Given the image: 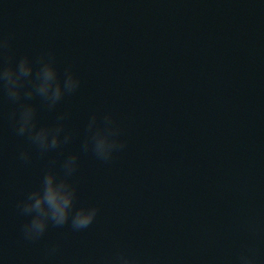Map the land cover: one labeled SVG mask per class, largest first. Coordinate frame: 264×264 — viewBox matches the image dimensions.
<instances>
[{
  "label": "water",
  "instance_id": "95a60500",
  "mask_svg": "<svg viewBox=\"0 0 264 264\" xmlns=\"http://www.w3.org/2000/svg\"><path fill=\"white\" fill-rule=\"evenodd\" d=\"M0 35V62L52 51L61 76L71 66L81 80L55 110L31 101L38 126L66 112L75 134L43 158L15 134L18 105L0 89V264H99L116 251L230 264L249 248L264 264V0H0ZM93 113H111L127 142L109 163L80 152ZM73 152L77 207L97 206L95 220L26 242L18 201Z\"/></svg>",
  "mask_w": 264,
  "mask_h": 264
},
{
  "label": "clouds",
  "instance_id": "9594fccd",
  "mask_svg": "<svg viewBox=\"0 0 264 264\" xmlns=\"http://www.w3.org/2000/svg\"><path fill=\"white\" fill-rule=\"evenodd\" d=\"M11 37L0 35V56L10 49ZM81 80L71 66L64 69L61 76L56 63L55 53L42 52L34 59L28 54L21 56L13 64L0 62V89L7 98L18 105V110L10 114L14 121V131L19 137H25L41 158L48 153L62 149L70 144L74 133L66 129L65 120L68 113L62 112L52 125L37 123V107L31 101L39 98L48 110H55L66 97L77 92ZM122 129L111 113H105L98 123L93 113L85 128L84 139L80 144V152H91L99 161L109 163L116 153L127 147L122 138ZM80 152H73L64 157L57 171V161L49 159L47 167L38 186L28 191L18 201L16 207L27 221L21 226L22 238L29 243L40 241L49 227L63 228L70 225L73 231L87 229L95 220L99 208L95 205L81 204L77 207V188L72 177L78 169ZM24 164H30L32 154L29 150H21L17 157ZM59 251V245L47 250L52 257ZM73 264H79L74 261ZM99 264H160L158 258H142L116 251L104 258ZM230 264H257L255 248L241 252Z\"/></svg>",
  "mask_w": 264,
  "mask_h": 264
}]
</instances>
